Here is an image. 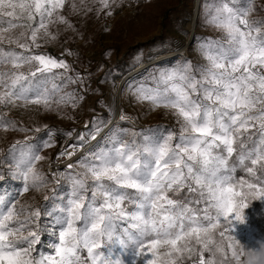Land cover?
Masks as SVG:
<instances>
[{"label": "snow or ice", "instance_id": "6c2138e0", "mask_svg": "<svg viewBox=\"0 0 264 264\" xmlns=\"http://www.w3.org/2000/svg\"><path fill=\"white\" fill-rule=\"evenodd\" d=\"M66 3L0 0V132L47 136L41 143L17 140L0 157V181L20 182L0 195V264H247L256 258L233 235L251 202L264 203V21L250 18L251 0L203 5L204 22L222 34L198 44L204 63L159 68L129 86L138 103L169 112L176 128L135 132L113 124L104 132L108 122L94 117L90 130L75 136L25 126L4 111L58 114L84 99L66 90L84 77L66 60L36 51L41 40L57 38L53 26L73 27L63 15ZM93 3L111 15L115 0ZM71 8L80 10L75 0ZM107 107L115 116V107ZM119 119L128 116L121 111ZM58 134L76 143L59 150L56 161L84 154L64 171L45 174L38 168L49 159L42 149L54 148ZM50 183L55 188L45 204L20 202Z\"/></svg>", "mask_w": 264, "mask_h": 264}, {"label": "rangeland", "instance_id": "374dc122", "mask_svg": "<svg viewBox=\"0 0 264 264\" xmlns=\"http://www.w3.org/2000/svg\"><path fill=\"white\" fill-rule=\"evenodd\" d=\"M194 2L195 0H115V3L111 5L112 14L106 15L108 10L99 11L100 5L93 3V0H85L84 6L80 5V0H75L80 9L78 12H74L71 8L73 0H67L63 15L68 18L73 27L53 26L52 31L57 34V38L41 40L42 46L36 51L51 50L54 54L53 58L66 60L75 73H80L84 77L83 83L70 85L66 90H75L83 95L84 99L75 110L67 107L58 114L29 108L5 109L6 115L28 127L49 125L63 132L72 131L75 136L89 131L91 128L89 122L94 117L110 123L114 116L107 106L112 105L114 98L118 95L122 107L132 117L124 121L117 119L113 124H119L121 128L135 132H145L157 125L176 128L175 119L169 112L164 109L153 111L151 105L138 103L129 90V86L135 87L149 73L159 68L173 67L184 61H191L193 64L205 62L198 44L207 39H219L222 34L215 27L206 24L202 15L203 5L212 4L213 0H199L193 28L194 38L187 45V38H190L191 32L188 31L184 20L190 19ZM241 3H244V0H241ZM251 3L254 11L250 18L264 21V0H251ZM89 7L92 9L90 12L86 11ZM17 12L19 14V10ZM19 22L25 23L24 18H21ZM14 31L19 32L21 29ZM185 40V51L177 53V57L169 63H153L144 72L126 78L130 72L138 69L139 65L161 58L157 56L167 54ZM69 51L71 55H68ZM167 56L169 55L164 57ZM122 81H124L122 88L117 92L116 88ZM86 125H88L87 128ZM108 128H105L104 132H107ZM26 138L29 142L41 143L47 139V136L43 132L39 134L0 132V157L7 153L13 142L23 141ZM131 138V135L125 137L126 140ZM99 139L100 137H97V140ZM63 140L69 144L76 143L74 138L69 139L66 135L58 134L54 148L42 149V154L49 159L38 165L40 171L50 174L53 170L66 169L67 165L53 167V164L58 162L55 157L61 150L60 142ZM95 143L96 141L90 142V144ZM83 154L84 150L71 163ZM50 165L52 170L49 168ZM7 167L6 164L5 169ZM0 184L4 188L0 191V195H6L20 186L19 181L7 177L5 181H0ZM53 188L55 185L50 183L46 189L32 191L20 197V202L33 207L43 205L46 203L43 199L44 195H50ZM66 190L67 185L61 191ZM233 235L241 244L247 246L246 251L260 252V240L251 233L246 224H235ZM42 240L45 242L49 240L46 233L42 235Z\"/></svg>", "mask_w": 264, "mask_h": 264}, {"label": "bare ground", "instance_id": "6f19581e", "mask_svg": "<svg viewBox=\"0 0 264 264\" xmlns=\"http://www.w3.org/2000/svg\"><path fill=\"white\" fill-rule=\"evenodd\" d=\"M198 3H199V1H198ZM197 9H198V8H196V0H195V2H194V6L192 7V10H191V17H190V20H189V22L187 23V29H188L189 32H191L190 35L193 33V28H194L195 19H196L195 10L197 11ZM189 37H190V36H189ZM188 39H189V38H187V41H188ZM185 46H186V40H185L183 43H181L180 45H178L177 47H175L172 51L168 52L167 54H165V55H159V56H157V57H161V58H163V57L166 56V55H169V56H170V54H171V55H174V54H177V53H182V52L185 51ZM169 56H167V57H169ZM157 59H160V58L153 59V61H156ZM140 67H141V66L139 65V66L137 67L138 69H136L135 72H137L138 70H140ZM117 89H118V87L116 88V90H117ZM112 105H113V107H115V109H116L115 116L112 118V123L115 122L117 119H119V116H120L121 111H123V113H125V114L128 116V119H129V117H132L131 114H130L129 112H126V111L124 110V108L122 107V105H121V103H120V101H119V96H118V95H116V97L114 98V100H113V102H112ZM108 125H109V123H107V127H108ZM107 127H105V128H107ZM105 128H104V129H105ZM60 144H61V145H60V146H61V147H60L61 149H62L63 147H65L66 145H70L69 143H66L64 140L61 141ZM82 151H83V149H81L80 151H78V152L76 153V155H74L71 159H67V161H65L66 159H63V161L61 160V161L56 162L55 164H53V167L57 168V167L60 166V165H68V164H69L68 162L71 163V161H73V159L77 158L78 155H79Z\"/></svg>", "mask_w": 264, "mask_h": 264}, {"label": "trees", "instance_id": "16d2710c", "mask_svg": "<svg viewBox=\"0 0 264 264\" xmlns=\"http://www.w3.org/2000/svg\"><path fill=\"white\" fill-rule=\"evenodd\" d=\"M54 56L51 50L38 51ZM154 68V66H153ZM97 120L99 118H96ZM244 173L238 171L237 176H243ZM251 233L257 237L260 242L264 241V203L252 201L248 209L245 210V222Z\"/></svg>", "mask_w": 264, "mask_h": 264}, {"label": "water", "instance_id": "95a60500", "mask_svg": "<svg viewBox=\"0 0 264 264\" xmlns=\"http://www.w3.org/2000/svg\"><path fill=\"white\" fill-rule=\"evenodd\" d=\"M198 1L199 0H196V8H198ZM195 14H196V10H195ZM190 19H185L184 21H185V23L187 24L188 23V21H189ZM195 25V24H194ZM194 38V33H192L191 35H190V38L188 39V42H187V45L192 41V39ZM149 57H153V56H150L149 55ZM175 57H177V54H174V55H171V56H169V57H163V58H160V59H157L156 61H152V62H147V63H145V64H143L141 67H140V70L137 72V73H135V70L134 71H132V72H130L128 75H127V77L126 78H128V76H135L136 74H138V73H142V72H144L145 71V69L149 66V65H151V64H153V63H156V64H166V63H169L170 61H172ZM124 81H122V82H120L119 84H118V89H117V92H119L120 91V88H122V83H123ZM113 123H112V121L109 123V125H108V127H111V125H112Z\"/></svg>", "mask_w": 264, "mask_h": 264}, {"label": "clouds", "instance_id": "9594fccd", "mask_svg": "<svg viewBox=\"0 0 264 264\" xmlns=\"http://www.w3.org/2000/svg\"><path fill=\"white\" fill-rule=\"evenodd\" d=\"M247 264H264V241L260 242V252L257 254L256 258L249 259Z\"/></svg>", "mask_w": 264, "mask_h": 264}, {"label": "built area", "instance_id": "2783aa9c", "mask_svg": "<svg viewBox=\"0 0 264 264\" xmlns=\"http://www.w3.org/2000/svg\"><path fill=\"white\" fill-rule=\"evenodd\" d=\"M49 168H50L51 170L53 169L51 165L49 166Z\"/></svg>", "mask_w": 264, "mask_h": 264}]
</instances>
